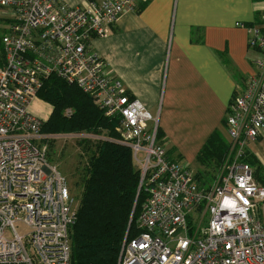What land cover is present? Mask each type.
Listing matches in <instances>:
<instances>
[{"label":"built area","instance_id":"built-area-1","mask_svg":"<svg viewBox=\"0 0 264 264\" xmlns=\"http://www.w3.org/2000/svg\"><path fill=\"white\" fill-rule=\"evenodd\" d=\"M146 4L149 0H138ZM10 9L0 67V264H72L77 203L68 181L48 161L43 122L30 112L43 80L58 76L94 98L131 149L144 201L118 264H264V185L243 162L264 139V10L249 27L255 74L226 115L234 161L210 185L168 154L159 121L132 98L99 54L91 51L135 0L70 7L62 0H0ZM71 114V111H68ZM18 229L24 230L20 234Z\"/></svg>","mask_w":264,"mask_h":264},{"label":"crops","instance_id":"crops-1","mask_svg":"<svg viewBox=\"0 0 264 264\" xmlns=\"http://www.w3.org/2000/svg\"><path fill=\"white\" fill-rule=\"evenodd\" d=\"M101 1L62 0L70 7ZM135 2L136 10L122 15L105 38L94 39L91 51L158 119L173 156L197 169L198 155L214 133L229 143L226 115L256 71L248 29L264 0ZM45 110L43 103L32 104L39 117ZM249 149L264 168V139ZM258 216L264 223V203Z\"/></svg>","mask_w":264,"mask_h":264},{"label":"trees","instance_id":"trees-1","mask_svg":"<svg viewBox=\"0 0 264 264\" xmlns=\"http://www.w3.org/2000/svg\"><path fill=\"white\" fill-rule=\"evenodd\" d=\"M260 16L254 24L259 22ZM6 33L7 30L0 37L3 53L0 67L5 63L2 40ZM37 96L53 107L52 117L42 129L43 134L84 132L117 137L116 122L105 118L94 98L84 94L77 86L67 84L62 78L51 75L44 79ZM68 110L72 114L66 116ZM159 137L163 139L160 128ZM84 141L82 143L90 156L79 184L83 190L77 207L76 224L71 231L72 264H118L130 225L129 236H135L132 229L144 201L142 193L139 194L140 173L135 168L130 148L110 141H97L89 146ZM229 151L228 143L216 132L202 148L197 161L201 166L216 171L227 160ZM172 153V149L168 148L170 157ZM243 162L251 166L256 180L264 185V168L249 146L244 152ZM195 176L203 186L216 178L203 173Z\"/></svg>","mask_w":264,"mask_h":264},{"label":"rangeland","instance_id":"rangeland-1","mask_svg":"<svg viewBox=\"0 0 264 264\" xmlns=\"http://www.w3.org/2000/svg\"><path fill=\"white\" fill-rule=\"evenodd\" d=\"M9 15H10V9L0 8V37L2 33H5L8 27V23H6V21H9V18H8ZM2 59H3V53L0 49V62L2 61ZM35 102L41 103V104L43 103L47 107V110H45L46 112L42 111L41 113V111H39L40 117L35 115L31 111L32 104ZM32 104L30 106V112L36 117L40 118V120L43 122V127L46 126V124L49 123L52 117L53 107L50 104L39 99L38 96L32 101ZM68 111H71V110H68ZM68 111L65 114L66 116H69L72 114V112L70 114V112ZM116 136L117 137L112 138V137H105V136H97L92 133H84V132L66 133V134L61 133L58 135L44 133V141L42 142L44 143L43 146L47 148L48 161L52 165L57 166L58 169L66 177L69 188H70V192L76 200L77 207L79 205V200L81 198V193L83 190V186H80L79 184L85 173L84 168H86L87 161L90 156L89 152L84 148L85 146L82 142L85 140L84 142H88L89 143L88 145L90 146V145H95L97 141H106L105 140L106 138L117 139L118 135L116 134ZM228 145L230 146V143H228ZM172 158L175 159L176 161L180 159L177 156L176 157L172 156ZM233 161H234V155L233 153H231V151H229L227 160L221 165L220 169L217 168L216 171L213 168L210 169L209 167L206 168L201 165H198L197 169H191L190 167L188 168L195 175H197L198 173L208 174L210 178L213 176L215 178L216 176L215 178L216 180L217 176L220 175L224 166L226 164H231ZM214 181L211 180V183H209V185L212 184ZM18 232L20 234H24L25 231L22 229H18Z\"/></svg>","mask_w":264,"mask_h":264}]
</instances>
